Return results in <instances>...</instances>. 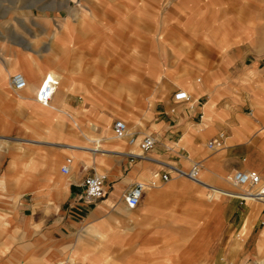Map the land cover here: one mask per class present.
<instances>
[{
  "label": "crops",
  "instance_id": "obj_1",
  "mask_svg": "<svg viewBox=\"0 0 264 264\" xmlns=\"http://www.w3.org/2000/svg\"><path fill=\"white\" fill-rule=\"evenodd\" d=\"M134 1L122 0L119 6L118 0H110V9L103 14L110 54L90 59L95 64L107 59L111 66L109 93L103 94L107 99L97 84L108 104L86 107L89 114H96L92 120L79 112V99L83 102L88 96L86 86L96 84L71 67L82 59L71 56L73 52L80 54L86 47L80 44L76 31L83 24L75 14L69 15L74 21L65 19L70 25L65 30L70 38L65 58L41 62L34 74L25 67L20 70L35 101L41 81L53 76V70L45 69L60 71L63 62L65 76L72 80L59 79L49 102L55 107L49 104L46 113L33 107L30 112L37 125L48 128L56 123L53 113L65 111L61 122L65 144L90 141L84 135L71 136L70 114L77 116L82 129L93 130L96 124L93 133L102 136L94 140L96 147L69 145L99 151L72 155L76 166L69 178L54 171L49 184L39 173L36 186L24 182L17 198V187L0 190V264H264V199L241 200L235 194L240 191L232 190L228 180L234 170H255L264 177V49L243 46L244 38L234 45L223 25L218 26L220 37L214 36L212 27L199 29L201 12L196 9L163 12L150 10L149 0H138L134 8ZM188 38L190 46L185 47ZM183 47L191 48L189 58L182 57ZM6 65L0 57L1 80L9 73ZM119 82L126 84L124 98ZM183 89L191 92L190 98L176 103L174 94ZM19 98L28 103L21 94ZM118 111L135 140L108 135L104 124L111 123ZM21 112L17 96L0 87V129H20ZM218 132L223 133L221 147L209 149L208 140ZM144 134H152L157 142L132 158ZM69 151L65 148V155ZM45 154L58 161L63 155L39 148L34 154L38 171ZM10 158L5 153L0 157V178L17 174L8 167ZM195 161L198 180L176 172L175 168L189 170ZM99 171L107 175L105 198L90 203L74 200L76 181ZM156 172L170 177L149 186L133 207L119 201L133 184L150 182ZM118 217L125 226H117Z\"/></svg>",
  "mask_w": 264,
  "mask_h": 264
},
{
  "label": "rangeland",
  "instance_id": "obj_2",
  "mask_svg": "<svg viewBox=\"0 0 264 264\" xmlns=\"http://www.w3.org/2000/svg\"><path fill=\"white\" fill-rule=\"evenodd\" d=\"M121 1L118 0V4ZM109 3L110 0H0V57H3L4 60L8 62V65L5 67L9 68V73L6 75L7 77L4 76L2 80L0 79V87L14 93L17 96L22 111L20 129H0V157L4 153L7 154V157L10 155L11 158L9 163L7 162L8 167L13 171L16 170L17 172L15 176L7 175L0 178V190L5 189V191H7L9 188L12 189L17 187L18 192L14 196L17 198L24 182L29 181L33 187L36 186L37 174L39 173L45 176L48 183L49 175L54 171H56V175L69 178L74 172L73 168L76 166L72 155L77 156V151H88L91 153L99 152H92L90 149H78L69 146L83 145L88 148L96 147V145H94V140L100 139L102 136L100 134L93 133V130L97 128L96 124H92L93 130L82 129L77 116H72L70 114L69 118L72 126V129L70 130L71 136L84 135L85 137H88L90 141L89 143H86V141L79 143L71 140L70 143L65 144V139L62 140V133L64 130L61 128V122L64 118L63 115L65 116V111L57 115L56 111L52 109L55 111L53 116H55L56 122L53 127L50 126L47 128L37 125L36 117L30 112L31 108H38L46 113L50 112V107L55 106L52 103H50V107L42 106L35 101H31L33 93L28 89V86L24 91L17 92L13 91L8 86V81L11 73L15 71L20 72L23 67L34 74L36 68H39V64L41 62L47 60L53 61L55 58L58 61L65 58V53L67 51V49L65 50V46L70 42V38H67V32V37H65V30L67 31L70 29V25L67 21H65V19L67 18L71 20L69 15L75 14V19H79V21L83 24L81 29H78L77 27L78 30L76 32L82 37L80 44H83L86 47L80 50V54H77V51L76 53L73 52L71 56L82 57V59L80 58L78 65H73L71 67H73V69L76 70L78 74H81L87 81L96 84L93 85L94 87L92 88H88V86H86L87 90L85 89L84 93L87 92L88 96L83 98L84 104L82 99H79V103H82L79 112L83 113V115L86 113V115L89 116L88 120H92L91 117L96 114H89L87 112V108L98 104L103 106L108 104V102H106L101 96H104L106 99L108 98V96L103 94L109 93L106 86L109 83L111 66L109 62H107V59L102 60V63L95 64V59L90 58L98 56L105 58L110 54V42L108 40L109 33L104 32L105 26L103 25L105 22L103 14L110 9ZM138 3V0H135L133 7L137 8ZM148 4L150 10H163V12H167V10L174 11L181 8L196 9L198 13L201 12L198 15L197 20L199 29L201 28V30H205V28L212 27L214 36L220 37L221 35L219 34L218 26L223 25L221 26L222 29H224V31L227 30L228 38L234 42V45H236L238 40L242 41L244 38L245 43H243V46L248 47V44H250L249 46L253 47L257 45V50L264 49V0H149ZM72 19L73 20L71 21H74V18ZM87 21L91 22L87 23ZM200 34L201 33H199V35ZM240 34L243 35L242 38H240ZM186 35L188 36V34ZM189 46L190 43L188 38L185 43V47ZM185 47L181 49L182 57L189 58L192 50L191 48ZM155 48H158V46H155ZM155 51L157 52L158 50ZM58 52H60V54H58ZM153 55L151 56L152 58H154ZM202 57L203 55L198 49L197 58L200 60ZM31 61H35L37 63L36 67L31 65ZM59 65L61 66L60 71H57L52 67H47L45 70H53L52 75L58 79V83L61 78H67L68 81H71V77L65 76V68L62 67L63 62ZM120 71L121 69L118 71L119 77L121 75ZM197 77L200 78V75H197ZM97 84L105 90L101 96L97 91L99 88ZM119 86L124 88L123 91H119L122 93L121 97H125L126 84L124 86L121 82L120 85L119 82ZM183 90L188 95H191V92L188 89ZM20 94L23 100L28 103L21 102L19 98ZM89 94H94V96L96 95L97 97L95 98L93 96L92 98ZM119 101V109H123L122 100L119 99ZM184 101L187 100L176 99V103ZM65 106L66 104L64 105V110ZM116 120H122L129 126L128 122L124 118V114L118 111L117 117H112L111 123L107 121L106 124H104V126H108L107 133L110 136H114L113 123ZM74 121L78 123V127L75 126ZM129 132H133L130 129V126ZM36 143L39 145H35ZM39 148L42 150L52 151V154L59 151L63 153V155L58 161L55 156L52 157L45 154L39 164L41 171H38V163L34 154L36 150H39ZM65 148L70 150V155H65ZM13 151L21 155H13ZM137 152L143 153L139 148L136 153ZM48 157H51V159ZM68 159H71L70 172L67 175H63L60 173V166L68 164ZM97 173L103 172L99 171ZM88 175H85L82 178L81 183L76 181L77 184L72 186L73 195L76 197L74 200H82L80 199L83 192L82 182ZM230 188L234 191H241L244 189V187H236L233 185H230ZM106 194L107 193H105V195L100 199L105 198ZM2 196L3 194L0 193V197ZM8 197L9 194H5V198ZM118 199L120 201L123 198L120 196ZM72 200L73 199H71V201ZM67 204L68 202L66 205ZM80 205L83 206L81 202ZM122 215H125V213H122ZM123 222H125V220L118 217V222H116L117 226H119V228L125 226Z\"/></svg>",
  "mask_w": 264,
  "mask_h": 264
},
{
  "label": "built area",
  "instance_id": "obj_3",
  "mask_svg": "<svg viewBox=\"0 0 264 264\" xmlns=\"http://www.w3.org/2000/svg\"><path fill=\"white\" fill-rule=\"evenodd\" d=\"M10 86L14 91H21L27 87V80L21 72H14L9 77ZM58 87V79L55 76L45 77L36 91V100L43 106H46L51 101L55 91ZM175 98L179 100H189L190 96L185 91H178L175 93ZM113 134L117 137H122L127 134V124L122 120H116L113 123ZM129 135V134H128ZM136 136L129 135V140H135ZM223 133L218 132L211 137L207 146L209 149H217L221 147ZM138 146L141 152L152 149L157 140L152 134H144L138 141ZM132 157H140L142 153H131ZM68 164H63L60 167V172L63 175H67L70 172L69 160ZM199 162L195 161L189 170L184 171L175 168L178 174L187 176L192 180H197L199 175ZM167 172L159 174L158 172L153 174V178L150 182L138 181L133 184L126 192L123 193L122 198L125 203L133 207L139 203L144 191L150 186H157L158 180L167 181L169 179ZM106 175L103 173H92L85 177L82 182L83 192L80 199L87 202H93L102 198L105 193V181ZM229 182L236 187H244L240 192L236 193V196L241 200L249 198L254 200H260L264 198V177H261L255 170H234L228 175ZM50 264H61L59 261L52 262Z\"/></svg>",
  "mask_w": 264,
  "mask_h": 264
},
{
  "label": "bare ground",
  "instance_id": "obj_4",
  "mask_svg": "<svg viewBox=\"0 0 264 264\" xmlns=\"http://www.w3.org/2000/svg\"><path fill=\"white\" fill-rule=\"evenodd\" d=\"M41 84V83H40ZM8 86L12 89V87L10 86V83H9V81H8ZM13 90V89H12ZM24 90V89H23ZM14 91V90H13ZM22 91V90H21ZM21 91H17V92H21ZM56 92V91H55ZM35 96H36V94H35ZM35 99V101L37 102V103H39L37 100H36V97L34 98ZM40 104V103H39ZM50 104V103H49ZM49 104L48 105H46V106H49ZM41 105V104H40ZM43 106V105H42ZM131 134L130 132H129V129H128V126H127V134L125 135V136H122V137H117V136H115L116 138H120V139H124V138H127V139H129V135ZM132 135V134H131ZM95 143H98L97 141L95 142ZM69 160V166H70V164H71V159H68ZM61 167V166H60ZM185 171V170H184ZM198 180V179H197ZM197 182V181H196ZM200 182V181H199ZM201 183V182H200ZM246 199H248V198H246ZM262 199H264V198H262Z\"/></svg>",
  "mask_w": 264,
  "mask_h": 264
}]
</instances>
